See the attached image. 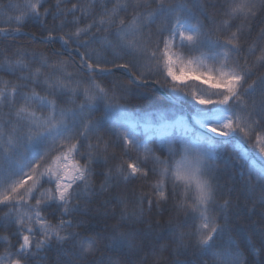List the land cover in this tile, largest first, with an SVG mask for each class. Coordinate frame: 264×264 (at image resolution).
Segmentation results:
<instances>
[{
	"label": "snow or ice",
	"instance_id": "6c2138e0",
	"mask_svg": "<svg viewBox=\"0 0 264 264\" xmlns=\"http://www.w3.org/2000/svg\"><path fill=\"white\" fill-rule=\"evenodd\" d=\"M44 2L25 0L23 5H10L18 11L23 9L14 17L16 23L22 26L28 19L37 21L47 32L44 42H60L65 51L80 57V67L89 74L110 75L112 69H123L130 76L129 85L135 84L137 88L147 87L152 82L149 77L160 75L164 83L156 80L154 84L168 87L177 97L190 95L196 104L192 108L191 123L184 116L169 119L167 114L160 113L155 122L144 120L142 125L128 112L126 105L119 102L127 96L137 95L128 85L114 84L110 95L109 89L92 75L87 84L73 82L71 73L65 71L64 61L49 65L47 56L39 53L40 67L33 69L31 61L38 56L36 50L29 52L26 48L16 47L11 55H4L6 50H0V55H4L0 60V72L15 77V80L0 77V206L8 209L0 216V226L14 225L13 235L17 237L16 244L11 243L9 236L0 237L7 245L0 253V264H32L37 258L42 260L41 253L50 248L53 241L58 245L71 244L69 254L74 259L68 264H120L119 260H106L104 249H116L126 244L131 250L130 233L118 232L111 237L110 246L102 245L96 239L69 231L73 221L63 217H71L80 211L82 203L87 210V201L95 195L108 193L121 184L127 186L135 180L148 183L150 176L157 177L149 185L150 192L132 188L116 197L124 210L121 218L127 215L130 199L138 209L131 213L132 217L143 216L145 203L148 211L154 205L159 208L167 203V182L171 181L173 196L176 189H183L182 198L174 207L199 220L194 232L180 233L179 244L183 246L185 235H190L195 237L197 249L211 250L227 227L218 224L211 214L218 187L213 183L216 150L224 142L220 138L239 134L252 145L253 152L264 159V74L249 83L257 71L264 68V28L252 43H248L252 22L264 15V0H224L219 7L211 0L197 3L201 15L212 22L210 29L196 18L186 0H116L110 9L102 5L98 18H95L97 0L87 3L78 0L70 7L62 6L69 0H56L54 12L44 8L41 13ZM49 16L53 21L51 28L47 27ZM217 16L221 17L218 22ZM82 17L94 18L80 27ZM194 19H197L196 23L192 22ZM158 20L154 33L150 25ZM234 21L240 23L233 30ZM68 24L76 25L75 30L64 31ZM93 28L96 33H104L99 38L100 49L89 48V44L97 40ZM20 33V27L0 28V36L5 38ZM31 35L37 39L35 33ZM82 36L89 39L81 40ZM70 44L77 47L69 49ZM80 48L85 51L81 52ZM101 49L111 50L112 59ZM185 50L199 54L186 55ZM125 56L128 57L126 62L115 63ZM177 65L181 66L179 75L174 70ZM52 67L64 72V78H51L42 71ZM189 74L197 79L203 76V83L209 90L202 94L188 92L186 80ZM41 82L47 89L45 95L30 87V84ZM117 87H122L119 99ZM58 93L82 94L84 101L77 108L60 107L55 99ZM99 101L105 102V116L110 117L113 112L120 115L119 120L112 122L116 141L122 147L119 158L108 140L97 135L95 143L91 141L103 117L92 120L86 116ZM5 108L7 113L3 111ZM142 126L143 132L138 131ZM154 137L170 146L168 158H161L149 147ZM81 140L89 141L84 153L80 152ZM173 143H179L180 149L171 147ZM44 146L48 147L41 151ZM53 151L57 155L51 156ZM132 152L138 154L134 159L130 156ZM77 155L83 163L76 159ZM36 157L39 159L31 164ZM237 159H248V153L238 152ZM110 160L117 162L111 164ZM99 162L108 166L101 173L104 179L96 189L92 165ZM257 179L264 187V167L257 170ZM45 180L52 187L40 191ZM108 202L104 201L105 204ZM229 204L230 201L225 200L219 208L225 210ZM52 205L62 217L56 224L42 212ZM164 251V246L160 248V254L153 251L152 264H162ZM213 256L214 264H246L243 253L231 239ZM147 259L144 255L129 264H145Z\"/></svg>",
	"mask_w": 264,
	"mask_h": 264
},
{
	"label": "trees",
	"instance_id": "16d2710c",
	"mask_svg": "<svg viewBox=\"0 0 264 264\" xmlns=\"http://www.w3.org/2000/svg\"><path fill=\"white\" fill-rule=\"evenodd\" d=\"M56 0H45L43 7L40 9L43 13L44 8H50L55 11ZM78 0H69L62 6L70 7L71 3H77ZM80 3H87L88 0H79ZM116 0H97L95 6V18L102 13L103 7L111 8ZM190 6L196 18L203 22L206 29L213 27L212 22L201 15L200 11L196 7L197 3H207L208 0H186ZM212 3L219 5L223 4L224 0H211ZM25 0H0V28H6L8 30L20 27L21 33L15 37L5 38L0 36V50H6L4 55H11L12 51L16 47H23L31 52L36 50L38 56L36 60L31 61V67L33 69L40 67L39 53H43L48 58L49 65H55L57 61H64L66 64L65 71L71 73L70 79L80 81L82 84H87L89 76L92 75L94 79L101 83L102 86L109 89L110 95L113 90V85H128L134 92L135 96H127L125 99L119 102L125 104L130 114L135 117H150L149 122H155L160 113L167 114L169 119L176 117L190 115L192 113L193 104L185 100H180L175 94L170 92L168 87H160L154 84L156 80H160L164 83L163 77L160 75L149 77L152 82L147 87L137 88L135 84L129 85L130 76L123 69H112L110 75H99L96 73L89 74L85 69L80 67V57L75 55L74 52L65 51L62 48L60 42L45 43L44 37L47 36V32L43 31L41 25L32 19L26 20L21 26L18 25L14 19L15 16L20 15V11L10 7V5L20 4L23 5ZM80 15V13H77ZM123 15V14H122ZM9 17L13 19L9 20ZM94 17L81 18L80 27L86 26L91 23ZM72 19L71 16L68 17ZM197 19L192 22L196 23ZM221 19L220 16L216 17L217 22ZM240 21L233 22V30L235 25ZM53 24L52 17L47 19V27L51 28ZM159 20L150 25V28L155 33ZM76 25H66L64 31H74ZM264 28V15L257 18L252 22V33L248 40V43H252L259 33L260 29ZM93 33H96V29L93 28ZM27 33V35H25ZM32 33L36 34L37 39L32 38ZM97 40L89 44L91 49H100L99 38L104 33H96ZM166 35V33H165ZM89 39L87 36H82L81 40ZM69 49H75V44H70ZM247 47V45L245 46ZM102 50V49H101ZM80 51H85L84 48H80ZM104 54L112 59L111 50H102ZM187 55H198L199 53H187ZM4 55H0V60L4 58ZM127 56L124 59L116 60L115 63L121 64L126 62ZM251 59V58H250ZM111 68V65H108ZM51 78L60 76L64 78V72L58 71L54 67L42 69ZM264 74V68L257 71L250 80H255L259 75ZM0 77L6 80H15L14 76L9 75L6 72H0ZM42 79V78H41ZM170 79V78H169ZM74 86V83H73ZM35 87L36 91L41 95L47 94L46 86L41 82L38 85H31ZM27 90V89H26ZM117 99H119L122 92V87L115 89ZM143 93L145 95L141 96ZM258 95V94H257ZM57 103L60 107L64 108H77L80 103L84 101L82 94L73 96L71 93H58L55 96ZM190 99V97H188ZM7 113L8 109H3ZM105 102L99 101L90 115L86 116V119L101 120V126L96 134L91 136V141L95 143L96 137L101 136L104 140H108L115 148L117 158H119L122 152V147L117 143L116 136L113 131V120H119V113L113 112L110 117L105 116ZM85 112H88L85 109ZM147 120V119H146ZM220 143L217 148V159L215 161L217 168L214 171L213 183L218 185L215 195V206L212 209V215L217 218V223L221 225H227L225 233L218 237L215 241V247L207 252H203L197 249L195 246V237L185 235L183 246L178 242L180 233H192L195 231V226L199 223L191 213L179 212L174 204L182 198L183 189H176L175 195H172L171 181L167 182V192L169 193V199L167 203H163L157 208L153 206L151 211H148L147 204L145 203V211L143 216L137 215L132 217L133 211H138L134 200L130 199L127 209V215L124 219L121 218L123 206L117 203L116 197L124 191H131L132 188H136L137 191H143L148 193L151 191L150 183L157 177L150 176L149 182L144 183L140 180H135L131 184L125 186L123 184L118 187H113L108 193L101 195H95L87 201V210L84 208V204H81V210L73 213L71 217H63V219H72L73 227L69 231L79 232L83 237H89L101 242L102 245H111V237L118 232L130 233L131 243L133 248L130 250L125 244L116 249L105 248V259L111 258L113 260H119L120 264H129L132 260H139L141 256L147 255L148 259L145 264H152L155 259L153 251L157 254L162 246L165 247V251L162 253L164 260L162 264H214L213 253L223 250L228 240L239 247L243 253V257L246 264H264V187L261 186L260 181L257 179V170L264 167L262 163H254L256 156L254 155L252 145L245 141L243 137L236 134L231 140ZM88 140L80 141V152L87 151ZM243 143L251 155L249 159L239 160L237 159L238 152H241L237 147V143ZM48 146H44L41 151L46 150ZM181 145L175 143V149L179 150ZM168 149L158 143L157 141L152 143L153 152L161 158H168ZM111 150V149H110ZM51 156L57 155L56 151L51 152ZM138 154L136 152L130 153V156L134 159ZM39 157H36L31 161V164H35ZM76 159L83 163V159L77 155ZM117 160H110L111 164H115ZM31 166V165H30ZM108 165L103 162L94 163L93 168V181L96 189L99 188L101 181L104 177L101 174ZM151 167V162H149ZM143 184V187L141 185ZM52 187L45 181L42 182L40 191H44ZM39 193H37V196ZM194 195V193H191ZM109 201L104 203V201ZM225 200L230 201L227 209L221 210L220 204H223ZM32 203H35L33 200ZM8 209L0 206V216ZM43 214L53 224H56L62 217L60 211L56 209L55 205L49 208L42 209ZM80 224V227H76ZM16 228L14 225L7 227L0 226V237L9 236L11 243H17V237L13 235ZM38 235V234H37ZM7 245L0 241V253L5 251ZM71 244L58 245L55 241L52 242V246L45 252L41 253L43 259L37 258L32 264H68L69 260H73L69 254Z\"/></svg>",
	"mask_w": 264,
	"mask_h": 264
},
{
	"label": "rangeland",
	"instance_id": "374dc122",
	"mask_svg": "<svg viewBox=\"0 0 264 264\" xmlns=\"http://www.w3.org/2000/svg\"><path fill=\"white\" fill-rule=\"evenodd\" d=\"M186 54V53H185ZM187 55V54H186ZM181 66L180 65H177L176 66V68L174 69L175 71H177V74L179 75V68H180ZM203 79H204V77L203 76H200L199 77V79H197L196 78V76L195 75H193V74H189L188 75V77H187V80H186V82H187V84L189 85V88L187 89V91L188 92H196V93H198V94H202L205 90H209L208 89V85L207 84H204L203 83ZM211 91H215V90H211ZM175 96H177L176 94H175ZM188 97H190V99H188ZM178 98L181 100H185V101H188V102H192L193 104H196V101L195 100H193L192 99V97L190 96V95H184V94H180L179 96H178ZM212 99H215V97H211ZM197 106H199V107H204L203 105H197ZM210 107V106H209ZM192 114V113H191ZM191 114L190 115H185L184 117L185 118H187V119H189V123H191ZM151 117V116H150ZM150 117H146V118H142V117H137L139 120H140V122H141V124L143 125V121L144 120H149L150 119ZM143 126L140 128V129H138V131H140V132H143ZM199 130V129H198ZM204 131H207L206 129L204 130ZM211 135H213V136H215L216 134L215 133H210ZM234 136H236V134H233L232 136H230V137H222V138H220V139H223V140H226V141H229V140H231ZM155 141H157L158 143H160L161 145H163V146H165V147H170L168 144H162L161 142H160V139L158 138V137H154L152 140H151V142H150V144H149V147L152 149V143L153 142H155ZM174 145H175V143H173L172 145H171V147H174ZM237 147L240 149V151H246L247 153H248V159L250 158V155H251V151H249V149H247V147H245L244 145H243V143H240V142H238L237 143ZM256 152H258V149L256 150ZM254 155L256 156V158L254 159V163H262V164H264V159H261V157L259 156V155H256L255 153H254ZM216 156H217V150H216ZM25 171H27V169H25Z\"/></svg>",
	"mask_w": 264,
	"mask_h": 264
}]
</instances>
